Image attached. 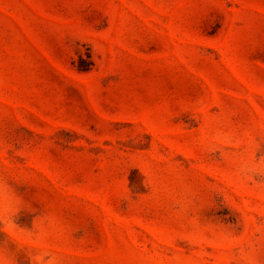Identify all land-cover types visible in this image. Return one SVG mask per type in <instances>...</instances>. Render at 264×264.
Returning <instances> with one entry per match:
<instances>
[{
	"label": "rangeland",
	"instance_id": "374dc122",
	"mask_svg": "<svg viewBox=\"0 0 264 264\" xmlns=\"http://www.w3.org/2000/svg\"><path fill=\"white\" fill-rule=\"evenodd\" d=\"M0 264H264V0H0Z\"/></svg>",
	"mask_w": 264,
	"mask_h": 264
}]
</instances>
